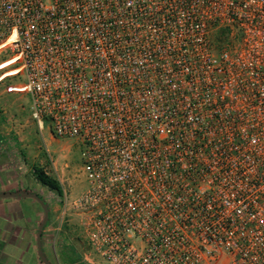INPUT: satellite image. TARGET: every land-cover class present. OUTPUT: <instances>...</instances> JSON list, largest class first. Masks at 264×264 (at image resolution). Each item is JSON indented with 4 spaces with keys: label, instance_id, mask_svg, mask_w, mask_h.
Returning a JSON list of instances; mask_svg holds the SVG:
<instances>
[{
    "label": "built area",
    "instance_id": "1",
    "mask_svg": "<svg viewBox=\"0 0 264 264\" xmlns=\"http://www.w3.org/2000/svg\"><path fill=\"white\" fill-rule=\"evenodd\" d=\"M2 51L81 145L91 254L264 264V0H0Z\"/></svg>",
    "mask_w": 264,
    "mask_h": 264
},
{
    "label": "rangeland",
    "instance_id": "2",
    "mask_svg": "<svg viewBox=\"0 0 264 264\" xmlns=\"http://www.w3.org/2000/svg\"><path fill=\"white\" fill-rule=\"evenodd\" d=\"M11 57L9 51L0 52V113L5 112V117L13 121H11L12 127L14 124L20 127L22 144H30L32 147L39 146L40 160L47 168L49 175L56 179L63 188L62 196H59L56 192L50 191L36 182L31 171L27 173L25 180L28 185V193L38 194L46 204L55 208L52 217L48 218L43 229L50 227L55 236L53 240L59 242L66 249L68 256L76 264H78L77 262L87 263L84 260L85 257L94 264L103 263L99 257L91 254L79 225V218L71 211L68 212L69 216L61 218L64 208L63 193L67 201H73L87 189V182L81 173V145L74 139H60L53 136L46 121L42 129H39L37 123L33 122L30 115V96L22 91H17L25 83V76L22 73L12 76L17 72L13 69L15 65L8 67L12 63L8 62ZM7 90L8 92L1 94ZM5 97H9V99L7 100ZM27 120L33 122L31 126L26 123ZM39 164L37 162L33 167L38 168ZM42 220L43 217L38 220L36 230H39Z\"/></svg>",
    "mask_w": 264,
    "mask_h": 264
},
{
    "label": "crops",
    "instance_id": "3",
    "mask_svg": "<svg viewBox=\"0 0 264 264\" xmlns=\"http://www.w3.org/2000/svg\"><path fill=\"white\" fill-rule=\"evenodd\" d=\"M6 92L8 90L1 94ZM4 113H0V264H76L66 249L53 240L55 236L49 226L41 232L38 246V229L35 227L44 212L36 199L2 196L4 193L29 192L25 179L37 162L40 163L37 167L49 175L40 160L39 146L22 144L20 127L15 124L12 127L13 121ZM33 122L26 121L30 126ZM45 205L51 218L55 208Z\"/></svg>",
    "mask_w": 264,
    "mask_h": 264
},
{
    "label": "trees",
    "instance_id": "4",
    "mask_svg": "<svg viewBox=\"0 0 264 264\" xmlns=\"http://www.w3.org/2000/svg\"><path fill=\"white\" fill-rule=\"evenodd\" d=\"M32 176L36 182L46 187L50 191L56 192L59 196H62V189L59 182L56 179L52 178L50 175L46 174L43 170L34 167L32 169Z\"/></svg>",
    "mask_w": 264,
    "mask_h": 264
},
{
    "label": "water",
    "instance_id": "5",
    "mask_svg": "<svg viewBox=\"0 0 264 264\" xmlns=\"http://www.w3.org/2000/svg\"><path fill=\"white\" fill-rule=\"evenodd\" d=\"M13 195L14 196L31 197V198L36 199L40 203V205H41V207L43 209V212H44V216H43L42 223H41V225L39 227V230H38V246H39V244H40L39 243V238H40L42 229H43L44 225L46 224V222L48 220V209H47L46 205L44 204V201L41 200V198L38 197V195L36 193H28V192L23 193L22 191H18V192H14V193H4L2 196H13Z\"/></svg>",
    "mask_w": 264,
    "mask_h": 264
}]
</instances>
